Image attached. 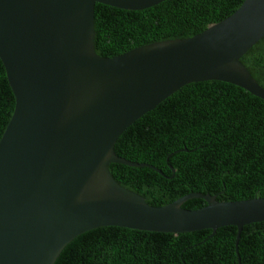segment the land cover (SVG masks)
<instances>
[{"label":"water","instance_id":"water-1","mask_svg":"<svg viewBox=\"0 0 264 264\" xmlns=\"http://www.w3.org/2000/svg\"><path fill=\"white\" fill-rule=\"evenodd\" d=\"M165 0H0V61L14 96L0 137V264H54L76 237L102 227L182 234L264 222V198L220 202L191 193L163 206L112 177L119 136L180 88L224 82L264 101L241 58L264 37V0L186 39L112 58L94 45L96 4L142 11ZM200 199L205 206L184 209Z\"/></svg>","mask_w":264,"mask_h":264},{"label":"trees","instance_id":"trees-1","mask_svg":"<svg viewBox=\"0 0 264 264\" xmlns=\"http://www.w3.org/2000/svg\"><path fill=\"white\" fill-rule=\"evenodd\" d=\"M244 0H165L142 11L96 4L94 45L112 58L155 42L186 39L232 15ZM264 89V37L240 60ZM14 96L0 61V137ZM114 152L158 169L110 164L123 188L153 207L201 193L220 202L264 198V101L233 85L191 83L118 138ZM203 200L182 207L196 210ZM169 234L102 227L76 237L54 264H238L235 227ZM240 264H264V222L243 227Z\"/></svg>","mask_w":264,"mask_h":264}]
</instances>
